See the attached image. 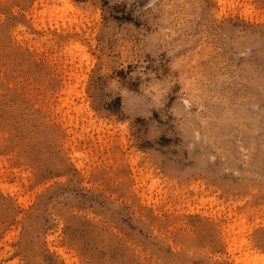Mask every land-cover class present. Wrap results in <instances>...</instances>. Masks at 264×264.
Returning a JSON list of instances; mask_svg holds the SVG:
<instances>
[{
  "label": "rangeland",
  "instance_id": "obj_1",
  "mask_svg": "<svg viewBox=\"0 0 264 264\" xmlns=\"http://www.w3.org/2000/svg\"><path fill=\"white\" fill-rule=\"evenodd\" d=\"M264 0H0V264H264Z\"/></svg>",
  "mask_w": 264,
  "mask_h": 264
},
{
  "label": "bare ground",
  "instance_id": "obj_2",
  "mask_svg": "<svg viewBox=\"0 0 264 264\" xmlns=\"http://www.w3.org/2000/svg\"><path fill=\"white\" fill-rule=\"evenodd\" d=\"M261 260L264 262V258L262 257Z\"/></svg>",
  "mask_w": 264,
  "mask_h": 264
}]
</instances>
